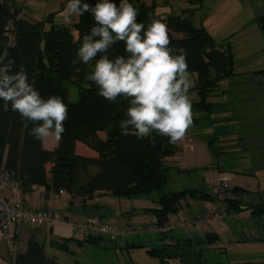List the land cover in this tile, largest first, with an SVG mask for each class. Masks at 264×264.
<instances>
[{"label": "trees", "instance_id": "1", "mask_svg": "<svg viewBox=\"0 0 264 264\" xmlns=\"http://www.w3.org/2000/svg\"><path fill=\"white\" fill-rule=\"evenodd\" d=\"M96 2L91 0L87 4L94 6ZM196 2L201 5L202 0H188L192 5ZM137 12V22L145 26L156 18L154 11L143 4L137 7ZM55 16L56 13L50 14L42 22L25 19L15 0H0V52L7 49L8 58L15 62L13 71L25 69L29 83L42 97L59 96L68 108L63 138L49 151L30 135L34 127L31 122L11 111L10 105L8 111L0 107V175L11 174L19 183L21 193H29L33 188L54 194L62 191L72 198L82 199L83 204L93 200L96 194L126 199L157 194L155 208L139 211L153 216L160 230L162 245L148 249V257L155 261L154 264H207L204 252L218 240L216 235L207 234L200 239L175 238L170 244L165 243L169 237L161 229L167 225L169 216L180 212L181 203L188 199L220 202L226 206L225 213L232 215L248 210L256 214L255 210H264L263 205L252 206L235 198L238 192L246 193L237 187L228 188L221 194L222 199L219 194L197 189L165 192L168 172L171 169L182 172L167 162L177 152L176 143H170L167 137L155 132L143 139L137 138L131 129L128 135L122 134L118 125L125 119L127 102L118 98L112 103L97 95V87L85 79L95 61L85 64L76 55L83 36L95 23L92 15L85 12L73 25L56 24ZM162 22L168 28L170 47L174 50L184 48L188 53V71L198 75L193 88L197 100L192 101V110L204 115L211 113L216 105L209 100L210 96L220 90L223 81L236 75L233 53L230 49L218 50L206 30L194 26L189 18L175 17ZM259 22L264 28V16ZM108 55L110 58L127 55L124 43L112 45ZM65 83L76 86L75 103L69 102ZM2 103L0 101V105ZM196 122L193 119V125ZM215 139H206V144L218 158L221 152L214 145ZM76 143L97 156L76 154ZM48 164L52 166L49 171ZM101 240L100 236L90 235L83 241L97 245ZM12 264L58 263L47 259L41 245L31 237L25 251L17 253Z\"/></svg>", "mask_w": 264, "mask_h": 264}, {"label": "rangeland", "instance_id": "2", "mask_svg": "<svg viewBox=\"0 0 264 264\" xmlns=\"http://www.w3.org/2000/svg\"><path fill=\"white\" fill-rule=\"evenodd\" d=\"M89 1L91 0H81V3ZM111 2L118 5L120 0H111ZM128 2L136 9L140 4L152 9L156 18L161 21L175 17L189 18L194 26L203 27L206 30L216 43L218 50L230 49L234 56V70L237 74L231 79L223 81L222 87H219L221 89L210 96L209 100L213 104H217L213 111L204 115L192 110L193 119H196L197 122L189 127L182 140L176 142L179 157V164L176 166L182 172L179 173L175 169L168 172V184L165 192L197 189L216 194L214 191L216 185H213L219 171L228 174L229 171H237V168L263 179L264 173L261 174L260 170H256L257 167H255V165H264V153H258L260 147L257 146L261 140L251 138V132L245 125L246 123L242 120L238 122L236 115L239 107L235 101V103L232 102L229 95L234 91L227 88L231 84L237 86L242 83L263 81L262 78L253 77L252 72L264 69V28L259 22V18L264 16V0H202L201 5L197 2L192 5L188 3V0H128ZM15 3L16 6L22 8L23 17L32 21L42 22L54 13H56L54 21L59 25H73L78 19V16L74 15L71 18V23L63 22L60 13L66 0H18ZM175 36L181 37V35ZM189 73L194 83L188 95L191 101H195L197 93L193 88L198 75L195 72ZM65 88L68 91L69 102L75 103L77 101L76 86L65 83ZM228 91L230 92L228 93ZM220 108L222 112H219ZM259 118L261 132H264V116L260 115ZM252 131L254 132L255 128ZM221 133H224V136H220ZM241 135L244 139H240ZM188 136L193 137L195 152L184 150ZM215 136L217 138L214 145L219 147L217 150L225 149L224 155L221 154L218 158L207 149L206 144V139L210 140ZM224 146L225 148H223ZM185 170L189 172H184ZM249 176H245L244 182H252L248 179ZM229 188L233 187L229 184ZM220 197L223 198L222 195ZM156 198L157 194L135 199L108 196L101 198L98 210L92 206L89 207L91 211H97V215L104 217L102 221L104 224L115 229L118 235L115 240L100 236L102 240L97 245L86 243L83 241L85 235L73 230L70 226L72 221L64 218L66 223L54 225L51 231V228L41 227L37 235V242L41 245L45 257L58 264H154L155 261L146 253L148 249H155L159 244L155 238L157 235L151 234L155 233L152 231L154 229L152 225H150L147 235L135 232L123 236L121 234L125 233L126 230H122V228L127 223L133 225L134 229L138 228L135 225L142 222L136 220L135 214L146 207V204H153L151 199ZM245 199L247 198L245 197ZM219 203L216 202V207H214L222 214L218 209ZM221 209L223 208L221 207ZM60 216L63 218L61 214ZM232 216V214H226L219 220L203 223L205 228L212 226L214 229L222 231L218 234L219 241L217 240L214 245L206 247L204 259L207 264H258L253 260L239 262L241 259L237 260L238 256L235 257L240 250H237L235 245L228 243L231 239L228 227L231 226ZM29 229L33 230V228L23 230L28 232ZM22 231L9 243L0 238V264H12L14 256L26 249L28 240L24 241L25 232L22 233ZM181 235L183 234L180 233ZM246 236L249 237V234L246 233ZM184 237L187 236L181 238ZM174 239L172 237L169 240ZM219 243H226L225 254L220 253L217 249ZM245 251H248L249 258V250L245 249L242 252Z\"/></svg>", "mask_w": 264, "mask_h": 264}, {"label": "clouds", "instance_id": "3", "mask_svg": "<svg viewBox=\"0 0 264 264\" xmlns=\"http://www.w3.org/2000/svg\"><path fill=\"white\" fill-rule=\"evenodd\" d=\"M85 12L95 23L76 55L85 64L95 61L85 79L97 87V95L112 103L118 98L127 102L125 119L118 125L122 134L128 135L131 129L139 139L155 132L173 144L182 140L194 116L187 51L170 47L167 25L160 19L152 18L147 26L138 23L137 9L128 0L118 5L97 0L94 6L66 0L60 16L71 23L74 15ZM117 42L124 43L127 55L110 58L108 50ZM8 57L7 49L0 52V107L8 111L10 105L11 111L31 122L30 135L35 139L43 143L52 138L58 143L65 132L67 105L56 95L42 97L29 83L25 69L13 71L15 62Z\"/></svg>", "mask_w": 264, "mask_h": 264}, {"label": "crops", "instance_id": "4", "mask_svg": "<svg viewBox=\"0 0 264 264\" xmlns=\"http://www.w3.org/2000/svg\"><path fill=\"white\" fill-rule=\"evenodd\" d=\"M257 72H264V69L254 70L252 72L254 75L253 77H255L256 79L262 78L263 81H257L253 83H242L237 86L231 84L232 86L230 85L227 89L230 91H234L233 94H230L229 93L230 91H228V93L231 96L232 102L235 101L239 107V110L237 111L238 116L235 114L238 122L239 120H242L244 123H246L245 125L251 132L250 133L251 138L261 140V142H259L257 146L260 147L258 153L263 154L264 132H261L259 116L260 115L264 116V73H257ZM224 103L227 104L226 101H224ZM220 105H222V103H220ZM221 110L222 109L220 108L219 112H222ZM253 128H255L254 132L252 131ZM220 136H224V133H221ZM214 138H217V136H215ZM240 139H244V137L241 135ZM57 144L58 143L52 138H49L47 141L42 143L43 148L49 151L54 150L57 147ZM223 148H225V146ZM207 149L210 151L208 147ZM184 150H188L191 152L196 151V147L194 145L192 136L187 137V140L185 141L184 144ZM224 151L225 149H223L222 151L220 150L221 154L224 155L225 153ZM75 153L80 156H86V157L97 156L93 151L89 150L87 147H85L80 143H76ZM167 162L168 164L171 165L179 164L178 151L176 152L174 157L168 158ZM51 167L52 166L49 164L46 165L47 171H49ZM255 167H257L256 170L258 171L260 170L259 172L261 174L264 173V165L261 166L255 165ZM236 170L237 171L235 170L229 171L230 172L228 173L229 175L227 173H224V171H219V173L216 175V180L214 181L215 184L220 178H226L228 183V188L230 184L232 187H237L240 188L241 190L246 191V193L238 192L235 198L237 199L240 198L244 203L252 206L261 204L263 205V209H264V178L260 179L259 177H256V175H252L240 171L241 170L240 168L239 169L237 168ZM246 175H250L249 176L250 178L248 179H250L252 182H248V183L244 182L246 179L245 177ZM233 176L235 177V179ZM49 177L50 176H48V178ZM215 184L213 186H215ZM108 196L109 195L96 194L93 200H87L83 204L82 199L72 198L65 192L62 193L59 192L58 194H54L51 192L47 193L43 191L41 188H33L31 192L26 194L21 193L20 195L24 206L28 209L51 210L59 215L61 214L63 218L72 222L83 221L87 218H95L98 219L101 223H103L102 221L104 217H102V215H97V211L93 212V210L91 211L89 207L92 206L94 207L95 210H98L99 208L98 204L101 198ZM245 197L247 199H245ZM155 200L156 199H151V202L153 204L150 205L146 204V207H143L142 210L155 208L156 207L154 204ZM219 204H220L218 207L219 211H221L222 214L226 216L225 213L226 206L223 205L222 203ZM209 206L216 207V203L214 204V203H207L205 201H193L191 199L182 202L180 212L177 215L169 216L167 225L163 229H161V231L165 232V234L169 237V239H171L172 237L178 239H187V238L200 239L207 234H213L217 236L219 241L218 234L222 232L220 229H214L212 226L209 227L207 226L205 228V225L203 226V223L194 224L195 218L199 216L201 213H203ZM220 206L223 209H221ZM255 211L256 214H254L252 210H248L232 216L233 219L231 221V226L228 227V231L230 232L231 239L228 241V243L235 245L237 250H240L238 254L236 255L233 254L235 255V257L238 256L236 257L237 260L241 259L239 262H244L245 260H253L258 264L259 263L264 264V210L259 211V209H257ZM135 215H136L135 216L136 220L142 222L141 224L135 225L142 230V232L138 234L147 235L148 229L150 228V225H152L154 227L152 231L155 233H151V234L157 235L155 238L159 242V244L157 245L158 246L157 248H159L162 245V242L160 240L161 236L158 234L160 230L157 229L155 226L154 217L151 215H144L142 213H139V211ZM129 228L134 229V226L131 225L130 223H127L126 225H123L122 230L123 229L126 230ZM40 230L41 228H33V230L29 229L28 232L23 230L22 233L25 232L24 241L26 242L31 237H34V239L37 241V235ZM51 230L53 229L51 228L50 231ZM180 233H182L183 235L180 236ZM246 233L249 234V237L246 236ZM182 236H187V237L181 238ZM169 239L165 243L170 244L171 241ZM19 240H20V236H19ZM219 244L220 245L217 247V249L219 250L220 253L225 254L227 251L226 243L224 244L219 243ZM245 249L246 250L248 249L250 252L249 258L247 255L248 251L242 252ZM218 264H224V263H218Z\"/></svg>", "mask_w": 264, "mask_h": 264}, {"label": "built area", "instance_id": "5", "mask_svg": "<svg viewBox=\"0 0 264 264\" xmlns=\"http://www.w3.org/2000/svg\"><path fill=\"white\" fill-rule=\"evenodd\" d=\"M16 1L18 0H15V2ZM215 185L214 191L219 195L224 194L228 189L226 178H220ZM60 193H62V191H60ZM20 195L19 183L11 174L2 173L0 175V238L4 242L9 243L13 241L24 228H41L44 226L52 228L54 225L63 224L65 222L64 218L51 210H34L26 208ZM223 217L224 214L218 212L215 207L209 206L203 213L195 218L194 224L219 220ZM70 226L73 230L82 232L85 237L95 235L115 240L118 236L112 226L101 223L95 218H87L81 222L75 221L72 222ZM133 232L141 233L142 230L140 228H129L121 235H129Z\"/></svg>", "mask_w": 264, "mask_h": 264}]
</instances>
